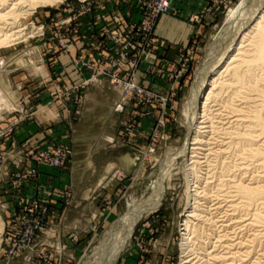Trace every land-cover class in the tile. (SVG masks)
<instances>
[{
	"label": "rangeland",
	"instance_id": "rangeland-1",
	"mask_svg": "<svg viewBox=\"0 0 264 264\" xmlns=\"http://www.w3.org/2000/svg\"><path fill=\"white\" fill-rule=\"evenodd\" d=\"M81 1L63 0L36 9L21 20L29 39L0 49V60H11L8 67L16 65L9 72L11 78L27 74L21 82L24 94L0 127V264L36 251L57 222V202L65 208L74 204L71 185L47 187L41 196L35 192L42 168L70 170L71 134L86 110L91 89L104 90L115 101L113 113L120 117L116 142L133 149L138 161L132 176L119 178L123 183L107 202L109 213H116L85 233L86 245L77 250L73 264H183L182 225L195 181L189 174L192 147L187 146L194 126L191 129L186 111L197 85L225 65L243 32L263 11L264 0H248L249 14L229 36L223 33L225 22L242 0H209L202 12L189 18L193 33L182 45L157 36L160 19L179 14L173 8L157 19L151 34L145 33L147 5L159 0ZM208 18L213 22L205 24ZM42 65L45 75L37 70ZM53 108L59 111L58 120L40 121V112ZM201 117L198 112L194 123L203 122ZM220 118L215 126L227 128L230 120ZM24 133L27 139L20 140ZM204 136L206 141L212 137ZM203 146H198L201 154L210 148ZM200 158L205 177L206 160ZM161 186L164 193L157 203ZM151 204H156L155 209L150 207L130 232L121 233L120 240V221L133 207ZM208 205L213 210L218 203L210 200ZM221 216L224 224L227 220ZM114 252H118L115 260ZM39 256L50 261L49 254ZM195 257L193 264L198 261Z\"/></svg>",
	"mask_w": 264,
	"mask_h": 264
},
{
	"label": "bare ground",
	"instance_id": "bare-ground-1",
	"mask_svg": "<svg viewBox=\"0 0 264 264\" xmlns=\"http://www.w3.org/2000/svg\"><path fill=\"white\" fill-rule=\"evenodd\" d=\"M62 1L0 0V49L29 39L28 34H24L27 27L22 26L21 20L40 7L54 6ZM249 4L248 0H242L233 9L225 22V36L243 23L250 11ZM236 45L225 65L206 82H199L186 111L191 129L194 126L191 143L187 146L192 147L189 148L192 163L189 174L195 181L194 190L189 194L190 210L182 225L183 264H193V256L197 263L203 264H264V9ZM5 100L0 93V111ZM216 106L220 110L214 109V114L212 109ZM198 112L203 122L194 123ZM220 116L230 120L225 129L215 126ZM205 129L209 132L203 131ZM207 133L212 135L208 141L204 136ZM203 143L210 148H203L205 153L201 154L198 146ZM200 156L207 164L205 177L199 167ZM171 166L172 160L166 164V173ZM163 193L164 186H161L156 195L157 203ZM210 200L219 207L212 210L208 205ZM155 205L133 207L120 221L118 237L125 230L130 232L140 217L150 207L155 209ZM219 215L231 225L221 224L224 221H219ZM112 254L115 260L118 252Z\"/></svg>",
	"mask_w": 264,
	"mask_h": 264
},
{
	"label": "crops",
	"instance_id": "crops-1",
	"mask_svg": "<svg viewBox=\"0 0 264 264\" xmlns=\"http://www.w3.org/2000/svg\"><path fill=\"white\" fill-rule=\"evenodd\" d=\"M208 1L171 0L173 10L179 14L163 16L157 27V36L168 43L178 45L187 43L194 29L189 18L202 12ZM211 20L208 18L205 24L213 22ZM169 55H172V52ZM0 61V93L2 97H6L5 103L7 102L8 106L4 103V108L0 111L1 123L15 110L16 101L24 94V91H21L23 86L21 82L24 77L27 78V74L11 78L9 72L16 65L8 67L11 60ZM37 68L43 75L46 74V67L42 65ZM108 94L101 89L89 91L86 110L77 129L71 134L70 142L74 157L70 170L59 173L48 168L41 169L40 186H37L39 190L35 195L41 196L42 191L49 187L55 189L71 185L74 191V204L65 208L60 201L57 202L55 205L58 213L57 222L51 224V229L41 241V246L11 264H73L77 250L80 251L86 245L85 233L93 225L103 224L109 216L116 213H112V210L109 213L107 202L113 196L116 186L123 183L119 178L132 176L137 166L138 155L133 149L116 142L120 117L113 113L115 101ZM58 117L59 111L56 108L42 110L39 114L40 121L58 120ZM115 120L116 128L113 125ZM4 126L1 123L0 127ZM31 127L33 126L29 128ZM22 139H27L25 133L20 138ZM60 215L62 219L59 221ZM40 254L51 255L50 261L46 259L48 257L39 256Z\"/></svg>",
	"mask_w": 264,
	"mask_h": 264
},
{
	"label": "built area",
	"instance_id": "built-area-1",
	"mask_svg": "<svg viewBox=\"0 0 264 264\" xmlns=\"http://www.w3.org/2000/svg\"><path fill=\"white\" fill-rule=\"evenodd\" d=\"M83 4L91 2V0H82ZM149 11H147L146 15L144 16V30L145 33L151 34V30H153L155 22L161 15L169 14L172 8L171 0H159L158 3L154 5L148 4L147 5ZM129 38V37H128ZM56 165L60 166V161H55Z\"/></svg>",
	"mask_w": 264,
	"mask_h": 264
}]
</instances>
